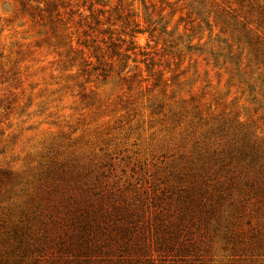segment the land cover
<instances>
[{"label":"rangeland","instance_id":"374dc122","mask_svg":"<svg viewBox=\"0 0 264 264\" xmlns=\"http://www.w3.org/2000/svg\"><path fill=\"white\" fill-rule=\"evenodd\" d=\"M47 1L0 0V264L98 185L264 264V0Z\"/></svg>","mask_w":264,"mask_h":264},{"label":"trees","instance_id":"16d2710c","mask_svg":"<svg viewBox=\"0 0 264 264\" xmlns=\"http://www.w3.org/2000/svg\"><path fill=\"white\" fill-rule=\"evenodd\" d=\"M45 6L50 11L56 2L47 1ZM101 71L99 76L106 77L107 71ZM104 188L96 186L94 198L72 211L65 228L42 237L32 264H196L189 252L199 249L195 233L180 239L184 229L164 220L162 211L145 218L142 205L134 206Z\"/></svg>","mask_w":264,"mask_h":264}]
</instances>
